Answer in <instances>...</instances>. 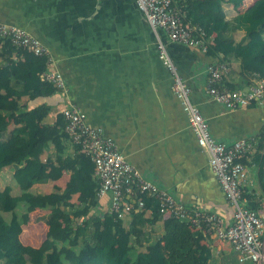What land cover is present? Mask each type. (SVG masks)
<instances>
[{
    "label": "crops",
    "instance_id": "crops-1",
    "mask_svg": "<svg viewBox=\"0 0 264 264\" xmlns=\"http://www.w3.org/2000/svg\"><path fill=\"white\" fill-rule=\"evenodd\" d=\"M255 1L245 0L239 11L244 12ZM0 23L18 25L39 39L50 50L54 69L66 81V95L54 94L30 106L47 103L52 107L54 114L44 119L45 124L52 125L60 109L73 105L86 116L89 126L101 129L115 142L145 179L190 209L217 212L226 224L232 222V207L172 92V79L158 58L155 35L137 10L135 0H0ZM159 36L166 41L161 32ZM240 38L239 34L235 36L236 40ZM166 45L212 136L226 145L257 137L264 129V107L230 111L206 93L205 69L220 58L168 41ZM226 63L230 70L223 84L237 88L241 83L238 63ZM248 79L251 85L255 77ZM252 157L246 162L248 184L244 191L260 204L264 199ZM7 172L9 178L2 181ZM11 176L7 169L0 174V189L11 183ZM68 180L69 173L64 172L58 181L36 185L32 191L50 193L53 185L64 188ZM107 202H101L99 212L107 210ZM150 213L148 210L146 215ZM43 214L46 212L32 213L31 223L36 215ZM36 225L23 228L20 240L25 246L38 247L43 241L47 226ZM154 229V234L160 236L163 224ZM204 242L219 263L230 264L227 257L234 255L239 264L226 243L214 238H205Z\"/></svg>",
    "mask_w": 264,
    "mask_h": 264
},
{
    "label": "trees",
    "instance_id": "trees-1",
    "mask_svg": "<svg viewBox=\"0 0 264 264\" xmlns=\"http://www.w3.org/2000/svg\"><path fill=\"white\" fill-rule=\"evenodd\" d=\"M177 1L184 5V21L212 38L207 55L238 63L241 83L228 89L248 87L249 76L264 78V0L244 12L239 9L245 0ZM45 70V57L0 40V174L6 169L12 173L11 183L0 189V264H222L199 232L173 218L163 220L152 198H144V211L122 220L108 208L99 212L93 163L64 133L62 115L47 125L44 119L52 107H30L55 94L53 85L40 79ZM251 163L264 199V129ZM64 172L69 173L64 188L32 191L58 181ZM244 198L248 209L264 216L255 197L245 192ZM36 211L46 214L33 224L30 215ZM160 222L163 232L157 236L154 227ZM38 223L47 226L43 241L38 247L25 246L23 228Z\"/></svg>",
    "mask_w": 264,
    "mask_h": 264
},
{
    "label": "built area",
    "instance_id": "built-area-1",
    "mask_svg": "<svg viewBox=\"0 0 264 264\" xmlns=\"http://www.w3.org/2000/svg\"><path fill=\"white\" fill-rule=\"evenodd\" d=\"M177 0H135L156 39V50L162 65L172 79V92L186 116L201 150L207 154L208 164L216 177L225 199L232 207V222L226 224L217 212L190 209L177 201L169 192L145 179L128 162L115 142L99 128L86 123V116L73 105H66L60 114L65 121L64 133L80 153L93 163V176L97 181L96 199L107 200L109 214L122 220L145 210L144 198L158 204L162 217L186 223L204 238L226 243L235 253L239 264H264V217L246 207L244 189L248 184L247 161L256 149L257 137H246L231 145L217 141L211 134L207 120L190 97V88L178 74L168 51L166 41L207 54L212 38L184 21V5ZM161 32L166 41L159 36ZM0 40L9 41L11 47L24 49L35 56L46 58V70L40 79L53 85L55 94L68 92L63 76L54 69L50 50L15 24L0 23ZM229 66L221 60L209 63L205 69L206 93L226 110L236 111L251 106L264 107V78L256 79L244 89L231 90L223 85ZM147 212V211H146Z\"/></svg>",
    "mask_w": 264,
    "mask_h": 264
},
{
    "label": "rangeland",
    "instance_id": "rangeland-1",
    "mask_svg": "<svg viewBox=\"0 0 264 264\" xmlns=\"http://www.w3.org/2000/svg\"><path fill=\"white\" fill-rule=\"evenodd\" d=\"M60 97V96H59ZM49 102V101H48ZM39 103H40V101H39ZM60 106H62V103L60 104ZM61 110V109H60ZM52 113V110H51V112H50V114ZM49 114V115H50ZM52 114H54V113H52ZM51 114V115H52ZM8 175H9V173L7 172V173H5V175L3 176V178H2V181H5V180H7L9 177H8ZM261 204V207H264V202H262V203H260ZM97 213V211L96 212H92V214H96ZM38 215H36L35 216V218L37 217ZM38 233L39 234H42L41 232H40V230H38ZM155 233H156V231H155ZM222 260V262H223V259H221ZM221 262V261H220ZM227 262L228 263H230V264H236V261H235V256L234 255H229L228 257H227Z\"/></svg>",
    "mask_w": 264,
    "mask_h": 264
}]
</instances>
